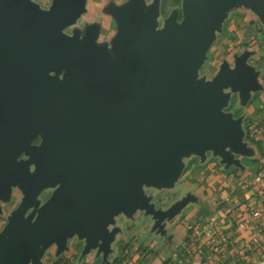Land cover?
I'll return each instance as SVG.
<instances>
[{
  "label": "water",
  "instance_id": "95a60500",
  "mask_svg": "<svg viewBox=\"0 0 264 264\" xmlns=\"http://www.w3.org/2000/svg\"><path fill=\"white\" fill-rule=\"evenodd\" d=\"M143 1L113 8L116 55L106 65L92 29L82 39L60 32L85 0H53L48 11L0 0V197L12 185L24 193L0 234V264H38L41 245L56 241L60 249L75 233L86 250L101 240L106 255L117 232L107 226L119 212L144 210L160 232L183 204L154 209L144 184H170L189 150H213L228 163L226 147L243 150L239 120L222 110L228 84L253 85L243 59L234 68L223 63L209 82L196 76L220 29L218 12L253 1L264 20V0H181V18L171 12L161 31L157 1L148 8ZM50 184L57 186L48 201L25 215Z\"/></svg>",
  "mask_w": 264,
  "mask_h": 264
},
{
  "label": "rangeland",
  "instance_id": "374dc122",
  "mask_svg": "<svg viewBox=\"0 0 264 264\" xmlns=\"http://www.w3.org/2000/svg\"><path fill=\"white\" fill-rule=\"evenodd\" d=\"M27 1L48 11L53 0ZM153 1L144 0V7H150ZM156 1V29L161 31L164 19L171 12L176 11L178 20L181 18V0ZM127 2L128 0H85L84 11L60 32L68 36L78 34L81 39L91 27L101 28L100 41H105L110 50L106 60V65H109L116 55L111 44L118 32L117 19L112 10ZM218 15L221 16L220 29L214 31L196 80L209 82L223 63L234 68L236 60L243 59L244 66L253 76V85L246 90H239L228 84L222 90L228 97L222 110L239 120L243 150L239 152L226 147L233 159L231 163L223 160L213 150H206L204 156L192 150L180 155V173L170 184H144L141 187L142 195L149 199V204L154 209L165 211L182 203L177 213L179 214L190 201L195 200L197 189L206 183L220 189L226 179L234 187H240L254 176L262 175L264 178V20L253 1L230 4L223 7ZM63 72L64 70L59 74L60 77ZM33 144H37V140ZM19 158L26 157L22 154ZM28 170L34 174L35 165L30 164ZM222 176L223 180L220 179ZM56 186L57 184H50L42 189L36 196V205L28 207L25 215L30 212L37 214ZM23 195L19 186L12 185L8 198L0 197V234L4 232L12 212L21 204ZM216 201L221 202V199ZM153 224L152 215L146 214L144 210L138 209L132 215L119 212L107 226L108 230L116 228L117 232L106 255L100 246L101 240L86 250L85 238L79 237L77 233L66 234L64 246L60 249L56 241L40 246L38 264H127L136 255L137 250L134 248L141 245L142 239L157 233ZM130 248L133 249L132 252ZM25 264L36 263L30 259Z\"/></svg>",
  "mask_w": 264,
  "mask_h": 264
},
{
  "label": "crops",
  "instance_id": "0c3cea01",
  "mask_svg": "<svg viewBox=\"0 0 264 264\" xmlns=\"http://www.w3.org/2000/svg\"><path fill=\"white\" fill-rule=\"evenodd\" d=\"M87 3V1H86ZM124 4V3H123ZM122 4V5H123ZM94 31V44L110 50L105 41H100L101 28L91 27ZM112 45V44H111ZM222 177H220L221 180ZM223 188H216L211 183L204 184L197 189L194 201L171 219L164 220L162 231L141 241L132 261L127 264H170L172 261L194 263L197 248L199 247L191 237V231L208 221H228L232 216L238 215L241 202L247 195L242 186L234 187L228 179L224 180ZM221 199V202L216 199ZM235 246H242L252 240L253 250L246 258L223 254L211 258L208 264H264V220L253 224L248 229H238L233 237ZM206 247V244H204ZM133 249L130 248L132 252ZM206 254L209 253L207 249ZM127 252V251H126Z\"/></svg>",
  "mask_w": 264,
  "mask_h": 264
},
{
  "label": "built area",
  "instance_id": "2783aa9c",
  "mask_svg": "<svg viewBox=\"0 0 264 264\" xmlns=\"http://www.w3.org/2000/svg\"><path fill=\"white\" fill-rule=\"evenodd\" d=\"M241 186L247 195L240 204L238 215L230 217L228 221L205 222L191 231L193 241L199 246L195 257L192 258L193 264H208L211 258L223 254L246 258L252 252L254 245L252 240L237 247L233 237L236 230L248 229L264 220V178L262 175L254 176ZM205 249L209 251L208 254ZM170 264H190V262L172 261Z\"/></svg>",
  "mask_w": 264,
  "mask_h": 264
},
{
  "label": "flooded vegetation",
  "instance_id": "af4514ba",
  "mask_svg": "<svg viewBox=\"0 0 264 264\" xmlns=\"http://www.w3.org/2000/svg\"><path fill=\"white\" fill-rule=\"evenodd\" d=\"M81 39H82V38H81ZM35 140H37V143L39 142V139H38V138H36ZM35 140H34V141H35ZM34 141H33V142H34Z\"/></svg>",
  "mask_w": 264,
  "mask_h": 264
}]
</instances>
